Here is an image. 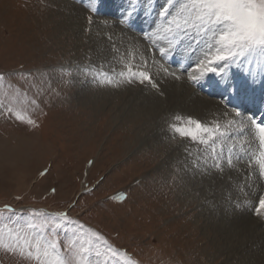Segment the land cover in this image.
<instances>
[{
    "label": "rangeland",
    "instance_id": "374dc122",
    "mask_svg": "<svg viewBox=\"0 0 264 264\" xmlns=\"http://www.w3.org/2000/svg\"><path fill=\"white\" fill-rule=\"evenodd\" d=\"M185 2L173 0L169 15L162 16L168 0H0V264H36L26 249L24 254L18 248L7 250L10 244L15 248L9 228L19 232L21 247L25 233L56 238L65 250L73 242L87 241L89 264L225 263L210 241L209 210L199 206L203 192L211 193L205 181L216 182L209 173L215 169L196 142L173 134L165 142H175L176 149L171 146L163 158L166 147L156 148L157 134L171 132L173 118L163 124L155 117L141 129L145 118L132 116L138 106L183 104L175 94L164 103L150 104L155 87L142 88L148 81L135 82L129 71L141 72L127 57L132 32L146 38L147 56H154L167 72L170 66L180 72L172 80L186 78L197 94L206 95L190 79L199 77L190 51L179 49L181 41L192 47L196 30L177 31L170 23ZM139 13L145 19L138 17L137 23ZM118 22L129 29L123 42ZM166 36L176 40V48L170 41H157ZM253 58L264 64V59ZM147 59L142 54L141 62ZM229 92L225 88L226 97ZM224 93L208 97L223 103ZM9 108L20 111L25 121ZM180 115L195 119L187 111ZM28 116L34 125L26 122ZM256 190L242 217L245 223L260 221L263 215H256V207L264 185ZM239 197L228 206L231 221L239 212L235 207L246 198ZM232 262L225 264L236 260Z\"/></svg>",
    "mask_w": 264,
    "mask_h": 264
},
{
    "label": "bare ground",
    "instance_id": "6f19581e",
    "mask_svg": "<svg viewBox=\"0 0 264 264\" xmlns=\"http://www.w3.org/2000/svg\"><path fill=\"white\" fill-rule=\"evenodd\" d=\"M102 7L109 8L108 4H104ZM133 10L136 11L135 8L131 9V11ZM139 14V16H136L137 23L138 17H140V19H145L142 17L143 13ZM175 14L176 13H172L173 16H175ZM161 21L164 23L166 22L165 18ZM117 29L120 30L119 34L123 37V40L121 39L123 42L128 35L129 29L122 27L119 22L117 24ZM190 33L194 35L193 32ZM131 34L133 38L129 39L131 40V47L130 51H128L127 57L133 63H137L141 72H146L151 76L153 83L148 84V81L145 83L147 86H143L142 88L151 89L152 85L155 84V90L151 89L154 96L152 95V97H149L150 104L164 103V101L172 99V94H175L176 97L180 95V97L183 98V104L181 107L178 105L177 107H152L148 104L146 107L138 106L136 107L137 109L133 111V119L137 120L145 118V125L141 128L143 129L151 124L148 120H153L155 117L159 118L160 122H163V124H168L175 115H180L182 112L187 111L191 113L195 119L200 120L205 124L211 123L215 126L216 122H219L225 134L223 137L219 138L214 145L215 152L206 145L196 143V147L201 151L203 158L208 159L212 168L215 169V171H210L209 173H211L212 178L216 179V182H211L207 179L204 185L205 188L211 190V193L210 191L205 190L203 193H205L206 196L199 204V206L203 205L205 209L207 208L209 210L207 231L208 234H210V241L216 248H214L216 256H223L226 258L225 263H231L233 260H236V263L234 264H264V210L258 215L261 216L263 214L262 217L258 218L260 221H253L251 223H245L242 221L245 212L249 211L250 201L255 198V193L257 194V187L264 185V175L261 174L259 165L256 163L255 159H253V157L257 156L260 151H264V146H261L260 144L258 130L255 127V123L251 121V114H241V111H239L240 108L230 110V107L233 104H236V106L239 104L240 107L245 108L250 102H254V105L255 103H259L261 106L259 107L261 109L260 114H263V62L259 63L260 61L254 60L253 57H246L238 62H229V66L226 68V76H218L215 74L216 77L214 78L210 73L199 78L197 81H194V86H197L198 89L199 87L202 88L204 94L207 95L202 96L196 93L197 91L194 90L195 87L192 88L188 85L186 78L180 79L181 82H175L172 80V77L178 73L180 74V72L176 69L175 71L174 67L171 68V66L169 69L167 68L170 72L165 71L166 66L164 67L162 64L155 61L153 59L154 56L149 57L147 56V53H145L143 45L146 38L137 32H132ZM115 36L119 38L116 32ZM194 38L192 47L184 46V43L181 41V43H179V49L184 53L190 51V57L195 61L194 64H196L199 60L204 58L208 51V44L211 41L203 35H197V33ZM157 41L159 43L170 41L171 47H177V43L173 42L176 40L173 39L171 42L167 36L158 39ZM157 51L158 50H155V52ZM142 54L148 58L147 61L141 62ZM174 63L175 60L172 61V65H174ZM194 73L199 74V71ZM164 79H167V83L163 87ZM138 80L137 73L134 81L137 82ZM251 86H253V90H251ZM217 87L218 89H216ZM225 88H229L230 90L227 97L224 93ZM255 90L259 91L256 95L254 94ZM220 93H224L222 95L223 98H225L224 101L222 100L224 104L219 102L216 98L208 97L209 94L212 96H221ZM261 94L263 95L261 96ZM184 98L188 99L184 100ZM178 103L180 102H176L175 105ZM237 112L240 113L239 116H237ZM171 134L173 133L169 132L164 134V139L160 132L157 134V142L155 143L156 148L158 149L163 146L166 147V152L163 154V158L167 157L168 149L171 146H174H168L165 142L168 139L170 141V138L168 137ZM165 136L168 137L165 139ZM161 137L162 139H160ZM174 144V148L176 149L177 145L175 142ZM220 145H223V148L228 152V155L222 151L224 150L223 148H219ZM217 154L220 155L217 156ZM197 156L199 157V153ZM229 158L232 160L231 164L228 163ZM163 165H165V163ZM163 165L161 163L160 168L163 169ZM197 182L201 184V179L199 177H197ZM228 193H230L231 196L225 195ZM259 193L261 194V192ZM240 195H244L246 198L243 203H240L235 207L239 209V212H236L235 215L232 216L235 219L231 221L228 216L229 211L231 210L228 209V206H231L235 199H239ZM251 204L253 208L256 207L252 202ZM256 223H259V225H256Z\"/></svg>",
    "mask_w": 264,
    "mask_h": 264
},
{
    "label": "snow or ice",
    "instance_id": "6c2138e0",
    "mask_svg": "<svg viewBox=\"0 0 264 264\" xmlns=\"http://www.w3.org/2000/svg\"><path fill=\"white\" fill-rule=\"evenodd\" d=\"M172 4L173 0H168V6L161 10L162 16L169 15ZM170 23L175 24L177 31L194 28L197 35H203L211 41L204 58L195 65L194 71H199V77L190 75L193 81L209 73L226 76L229 62H238L246 57L264 59V0H186L178 7ZM165 54V50L161 49V55ZM129 71L132 76H137L135 71L131 69ZM103 75L107 77L106 73ZM120 75L123 76L124 73ZM138 78L140 83L146 80L152 82L151 76L146 72H139ZM0 79L3 77L0 76ZM107 82L112 83L110 79ZM153 86L155 87V84ZM8 111L12 112L18 120L25 121V116L20 111L13 112L12 108ZM236 114L240 115L239 112ZM173 121L169 124V128L174 136L206 145L213 152H215L214 145L225 134L219 122L213 126L211 123L205 124L200 120L192 117L185 118L179 114L173 117ZM26 122L32 125L36 123L31 116L27 117ZM255 127L258 130L260 144L264 146V121L255 123ZM253 159L259 165L261 174L264 175V151H260ZM228 163H232L231 158L228 159ZM262 210H264V196L259 199L256 215H260ZM61 215L63 217L67 214ZM28 227L36 226L29 224ZM9 233L10 240L13 236L15 237V248L10 244L7 250L15 251L18 248L21 254H24L26 249L27 258L35 260L36 264H89L90 245L87 241L80 244L73 242L65 250L56 238L49 239L43 235L25 233L24 246L21 247L19 232L9 228ZM93 235L103 239L98 233ZM2 241L3 229L0 228V246H3Z\"/></svg>",
    "mask_w": 264,
    "mask_h": 264
}]
</instances>
